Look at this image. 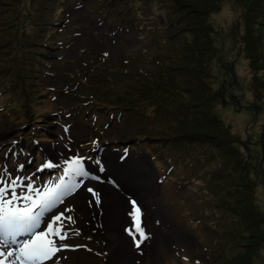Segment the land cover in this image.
<instances>
[{
	"label": "rangeland",
	"instance_id": "rangeland-1",
	"mask_svg": "<svg viewBox=\"0 0 264 264\" xmlns=\"http://www.w3.org/2000/svg\"><path fill=\"white\" fill-rule=\"evenodd\" d=\"M70 1L55 0L45 5L40 0H15L12 10L0 5V23L3 18H9V25L4 27L7 23L0 24V27L16 35L19 57L24 55L28 64H34L36 59L32 48H27L29 50L25 52L26 43H22L25 38L19 32L25 26L26 19L22 17L17 21L18 15L15 16V13L27 16V22H30L40 12L41 18L45 20L42 29L36 34L41 35L45 24L51 20L52 11L63 8V12L52 17L48 39L51 49L46 51L50 57L49 62H53V68L47 69H53L56 74L43 75L42 81L59 86L68 78L67 73H73V80L78 81V78L88 75L77 69L84 62L91 63L95 59L94 62L99 61L97 71L103 73L105 79L97 88L85 89L81 95L108 102L132 100L145 105L152 112L150 105L139 101V93L132 88L136 79L130 72L131 65L136 74L149 79L142 72L151 67L149 74L157 80L158 93H164L169 84H177V88L185 89L184 94L188 97L189 118L180 124L177 113H173L174 128L168 130V133L175 132L180 136L193 134L198 137L197 142L187 145L183 152L174 150L168 155L154 151L157 160L151 161L140 147L132 146L136 141L129 136L132 133L155 135L159 128L169 125L166 119L158 118L157 113H154L155 119H160V122H154L155 119L147 122L145 126L150 127L148 131L126 116L117 119L103 117L101 119L107 120L108 125L103 126L102 137L91 124L73 114H66L64 118L72 124L69 128L55 126L52 124L53 117L45 115L43 122L48 124L49 132L57 130L62 136L59 140L52 135L58 141L42 146L46 153V164L51 162L65 168L60 160L84 157L87 151L85 157L90 156L94 161L99 159L105 168L101 172L96 163L92 165L86 161L89 178L84 180L80 190L82 193L78 196L76 193L74 197L77 200L70 199L65 204L72 209L67 215L75 221L69 227L83 228V234L92 238V242L88 243L89 248L98 251L100 255L98 257L89 253V258L83 257L80 262L93 264V261L98 260L94 264H105L106 260L103 259L107 252L115 260L113 255H117L118 233L122 232V228H116L111 220L100 229L96 227L90 203L94 198L87 192V188L92 187L99 194H104V189L122 198L125 194L129 201L135 200L140 207L141 227L149 239L136 247L131 237V244L135 246L133 264H137V261L143 264L142 256H145L146 264H211L212 253L227 246L229 252L222 264H264V164L261 162L264 158V0H167L168 7L158 9L153 16V21H158L161 16L159 24L163 25V18L168 16L165 9H169L171 17L161 28H153V21L144 16L139 19L147 22L137 20L134 22L137 24L133 25L132 22H125L124 28H113L111 31L103 26L102 19L93 18L89 14L91 10H87L82 3L70 5ZM138 1L151 7L156 6L154 0ZM123 2L101 0L104 6L111 7L121 6ZM4 9H7L5 13ZM172 26H178V29ZM150 28L157 33L161 32L165 42L172 41L178 35L181 40L174 42L177 48L166 46L171 50L168 53L163 46L160 58L153 57L156 45L151 36L144 33L149 32ZM174 30L176 34H173ZM102 53L104 57H101ZM60 54L63 60L59 65L56 60ZM131 56L138 57L140 68H135L136 61L132 62ZM170 57L173 60L169 61ZM113 60L120 63L125 60L127 69L119 73ZM23 72L24 79H19V74L14 75V79V76H8L0 70V101L7 100L6 85L2 82L5 80L13 86L14 101L20 100L31 105L33 99L30 94L36 85L34 79L28 76L27 69L24 68ZM88 82L96 85L90 78ZM103 84L108 87L103 88ZM82 98L80 100L85 102ZM82 102L72 103L69 113L73 112L72 109L77 112L76 108L83 107L85 103ZM153 102L158 103L159 99ZM88 105L84 110L90 108ZM110 111L113 112L112 109ZM243 117L244 121L241 122ZM39 119L41 117H38L41 124ZM27 121L31 124L37 122L30 120V117ZM99 127L102 129L101 124ZM153 129L157 132H153ZM19 130L17 125L9 123L6 118L0 120V152ZM89 141L92 144L93 141L99 143L94 146L89 145ZM81 146L83 150H79ZM115 147H126V150L119 154L113 151ZM203 151L208 152L212 161L208 160L210 164L200 168L206 161L200 164L194 161L203 159L200 156ZM125 153L128 158L118 161ZM193 156L194 160H191ZM0 160L3 161V158ZM119 165L130 166V174L125 181H121L117 175ZM164 169L167 170V179L162 184ZM6 170L12 178L20 176L16 170ZM120 171L129 173L126 168ZM0 174H5V166H0ZM104 177L102 184L105 188L101 185ZM110 177L116 182L112 184ZM114 186L117 190L113 189ZM123 199L126 200L125 197ZM125 202L124 210L133 226V219L129 215L131 205ZM179 215L191 218L189 223L199 219L193 230L183 227L192 236L195 247H172L170 251L168 244L183 235L180 227L182 217ZM57 255L58 264L78 261L77 256L69 253L67 259L65 251ZM114 264L124 263L115 261Z\"/></svg>",
	"mask_w": 264,
	"mask_h": 264
},
{
	"label": "snow or ice",
	"instance_id": "snow-or-ice-1",
	"mask_svg": "<svg viewBox=\"0 0 264 264\" xmlns=\"http://www.w3.org/2000/svg\"><path fill=\"white\" fill-rule=\"evenodd\" d=\"M98 143L93 141L94 146ZM125 156L121 157L122 161ZM88 159L91 158H68L65 174L55 185L37 186L31 176L17 175L12 178L6 169L5 174H0V264H46L49 261L58 264L57 254L71 248L70 245L58 243L69 238L71 230H64L65 221L73 225L75 221L67 215L72 211L69 206L65 205L60 211L56 209L89 178V172L85 168ZM95 163L99 171L105 170L99 159ZM44 168L51 169L53 164L49 162L37 171H43ZM87 192L99 206L100 194L92 187H88ZM128 203L131 205L129 215L133 219V226L125 229V232L133 238L136 247H140L149 236L141 227L140 207L135 200ZM79 234L77 231L76 235Z\"/></svg>",
	"mask_w": 264,
	"mask_h": 264
},
{
	"label": "trees",
	"instance_id": "trees-1",
	"mask_svg": "<svg viewBox=\"0 0 264 264\" xmlns=\"http://www.w3.org/2000/svg\"><path fill=\"white\" fill-rule=\"evenodd\" d=\"M15 1V0H12ZM0 4L4 8H11L13 6V3H10V1H3L0 0ZM105 12L103 13L104 15H109L112 13L111 11V6H105ZM5 12L7 9H4ZM23 15L19 13L18 18L21 19ZM6 20L9 21V18ZM44 19L40 18H35V20H30L28 22V26L30 27L31 32H34L35 30H38L42 24ZM178 29V28H177ZM23 38H25V41L23 40L22 43H26V49L25 52L28 51L30 48L33 47L31 44V37L29 35H24ZM181 39L178 37L175 39V43H178ZM17 38L16 35H11L7 30H3L0 28V65L4 66L5 70H8L9 73L13 75H18L19 74V79H24L25 78V72H23L24 68L27 69V74L30 78H33L34 80L37 77V69L35 64H28L25 61V56L21 55L19 57V44L17 46L16 44ZM173 47L177 48L172 44ZM29 48V49H27ZM172 48V47H171ZM11 59V60H9ZM169 61L173 60L172 57L168 59ZM16 76L13 78L15 79ZM28 79V78H27ZM38 81L35 80V85H37ZM168 89L164 92L163 96L159 98V102L153 107L152 112L147 111L146 107L145 108H137V107H131V106H124L121 105L120 109L124 110V112H136L139 115V118L142 119H155L154 113H157L161 119L167 120L168 124L167 127H162L158 129V136H161L162 142L160 145H152L150 148H155V147H165L169 146L170 150H178L180 151L181 149L186 150L187 145L193 144L194 142H197V136L190 134V135H185V136H180L179 134H176L175 132L168 133V130H173L174 126L172 123V114L177 113L178 115V121L180 124H182V120H186L189 118V114L187 111V106L189 104L188 97L184 93L186 92L185 89L182 88H177V84H169ZM183 99V101H182ZM155 100V97H154ZM171 107L172 109H169ZM151 114H150V113ZM15 118L19 119L22 117V112L20 114L16 113L14 114ZM20 116V117H19ZM37 118V117H36ZM156 118L154 122H160V119ZM264 147V146H263ZM181 152V151H180ZM210 153V152H209ZM206 155H208V152L203 151L200 156L203 157L202 160H196L198 164L203 162L206 159ZM206 161V160H205ZM261 162L264 164V158L261 160ZM262 171L264 172V167H262Z\"/></svg>",
	"mask_w": 264,
	"mask_h": 264
},
{
	"label": "bare ground",
	"instance_id": "bare-ground-1",
	"mask_svg": "<svg viewBox=\"0 0 264 264\" xmlns=\"http://www.w3.org/2000/svg\"><path fill=\"white\" fill-rule=\"evenodd\" d=\"M242 121H244V117L241 118V122ZM93 185H95V184H93ZM101 185H102V187L105 188V186L103 184H101ZM101 185H98V187ZM100 195H101L100 196L101 204H100L99 208H102V210H103V215H102L101 219L105 220L106 218H111L113 220L116 228H120V227L122 228L125 220H127L125 217V213H127V211L124 210L126 207V202L124 201V199L122 197H120L116 193L111 192V191L106 190V189H104V194L101 193ZM128 205H129V203H128ZM118 238H119V242L116 245V250L118 248H125L122 251V253L118 254V255L123 256L125 258L127 264H131L133 252L131 251L130 247L128 246L127 241H125L123 239V236L121 235V233H118Z\"/></svg>",
	"mask_w": 264,
	"mask_h": 264
}]
</instances>
